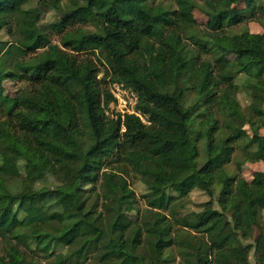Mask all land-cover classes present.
<instances>
[{
	"label": "trees",
	"instance_id": "1",
	"mask_svg": "<svg viewBox=\"0 0 264 264\" xmlns=\"http://www.w3.org/2000/svg\"><path fill=\"white\" fill-rule=\"evenodd\" d=\"M0 31V84H23L0 95V264H264V170H226L237 148L264 162L242 130L264 126V0H0ZM113 83L145 121L106 113Z\"/></svg>",
	"mask_w": 264,
	"mask_h": 264
},
{
	"label": "rangeland",
	"instance_id": "2",
	"mask_svg": "<svg viewBox=\"0 0 264 264\" xmlns=\"http://www.w3.org/2000/svg\"><path fill=\"white\" fill-rule=\"evenodd\" d=\"M162 2V4L169 6L171 9L179 10L181 12L185 11V3L186 0H156V2ZM241 6V5H240ZM238 6V7H240ZM193 16L195 19V28L198 30L206 29L208 25L210 24V19L206 17L201 11L198 9L193 10ZM58 17L57 13L48 9L43 8L40 12L39 22L38 24L43 26L47 23L53 21ZM233 30L239 31L242 29H247L250 32H262L263 28L257 21H248L243 24H239L235 27H232ZM0 39H8V36L4 34L3 31H0ZM52 39L54 41H57V36L52 35ZM23 86V84L16 82L12 80L11 78H3L1 80L0 84V95H6L10 97L12 103L15 102L16 94L19 91V89ZM195 94L193 91H188L186 94V102L187 104H190L194 98ZM237 99L239 100L242 108H246L249 99L246 93L243 91H239L237 93ZM111 117V116H110ZM242 130L245 131V133L248 136H252L254 134H260L264 135V126H259L257 124H253V122H247L242 126ZM226 170L229 173H235L238 176L244 177L247 180H250L252 178V175L254 172L258 170H264V162L260 159L252 157L249 153H244L240 149H236L232 160L226 165ZM16 180H10V183L15 184ZM21 180L16 182V186L20 184ZM36 185L40 186L41 183H37ZM132 189L134 190L137 198V205L141 209L144 208V201L141 195L145 193V186L140 181H134L131 185ZM209 200V197L201 190H193L189 193L186 206L187 209L197 210L200 209L201 205ZM129 215L136 219L138 217V211H132L129 213ZM261 219L264 222V211L261 213ZM5 250V241L0 238V255L4 253ZM37 260L40 262L39 264H47V262L43 261L42 258H37ZM251 262L253 263L252 256L250 257ZM87 264H96L93 259H90Z\"/></svg>",
	"mask_w": 264,
	"mask_h": 264
},
{
	"label": "built area",
	"instance_id": "3",
	"mask_svg": "<svg viewBox=\"0 0 264 264\" xmlns=\"http://www.w3.org/2000/svg\"><path fill=\"white\" fill-rule=\"evenodd\" d=\"M114 100L108 105L106 113L117 117L123 116L125 113H133L142 118L139 112L135 109L137 95L130 88L123 86L120 83H113L110 87ZM143 121H145L142 118Z\"/></svg>",
	"mask_w": 264,
	"mask_h": 264
}]
</instances>
